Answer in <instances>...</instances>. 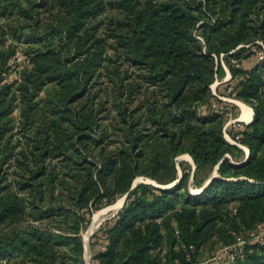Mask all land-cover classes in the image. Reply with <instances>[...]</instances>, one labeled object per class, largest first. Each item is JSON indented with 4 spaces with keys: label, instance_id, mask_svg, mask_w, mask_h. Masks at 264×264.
<instances>
[{
    "label": "trees",
    "instance_id": "obj_1",
    "mask_svg": "<svg viewBox=\"0 0 264 264\" xmlns=\"http://www.w3.org/2000/svg\"><path fill=\"white\" fill-rule=\"evenodd\" d=\"M258 40L264 0H0V220H33L29 242L14 231L2 247L26 243L32 264H58L49 248L68 245L85 264L84 223L126 194L100 264H161L164 243L171 264H190L226 227L264 224V60L243 66ZM222 54L255 110L233 132L240 144L221 113L200 109L226 74ZM183 153L196 168L182 165L178 183L134 186L140 174L176 181ZM218 264H264V236Z\"/></svg>",
    "mask_w": 264,
    "mask_h": 264
},
{
    "label": "rangeland",
    "instance_id": "obj_2",
    "mask_svg": "<svg viewBox=\"0 0 264 264\" xmlns=\"http://www.w3.org/2000/svg\"><path fill=\"white\" fill-rule=\"evenodd\" d=\"M258 41L264 45V42L262 40H258ZM257 48L258 47H256L255 45L252 46V49L254 51H256ZM224 57L225 54H222L220 57V62L225 67L226 74L224 76L216 75L215 82L211 85V89L214 94V97L208 101L203 102L200 106V109L206 113L212 112L214 110L221 113L226 119L224 126L226 138L231 143L235 142L237 144H240V142L233 136V132L236 133L243 130L247 124L253 121V120L247 121L241 118V114L243 112V107L241 105V102L247 103L249 106L252 107L253 110H254V106L249 102L241 100L234 94L237 86L236 85L237 80L233 78L232 72L228 66V63L225 61ZM24 60H25V54L21 49H19L14 56V71L12 70L10 72L9 78L16 77L18 71L23 68ZM259 60H264V48L262 50H258L256 54H253L249 58L245 59L243 66L246 68H250L253 65H255L256 62ZM232 63L238 66L240 62L238 59L233 58ZM18 113L19 112L16 111V114ZM187 154L189 153H183L177 157L180 168H182V165H187L195 168V163L192 162V159L189 158ZM136 179H138V184L143 182L150 183L154 186H157L158 184L160 186L157 187H162V188L171 187L175 185L174 184L175 181L171 183H160L157 180L145 174L138 175ZM191 189L194 193H198L201 190V186L199 184L192 183ZM124 196H119L116 199V201L108 205H105L100 209L114 205ZM123 205L117 209L110 208L108 212L103 214V220L89 238L90 253L88 252V255L85 249V255H84L85 264H100V260L97 258V256L102 251H105L107 249L109 242L106 231L109 225L113 224L115 217L117 216L118 212L121 210ZM86 209L87 208L81 211H85ZM100 209H95L93 215L91 217L88 216V218L90 217L88 223L87 222L84 223L85 225L79 233L80 237L83 239L85 243H86L85 233L92 223L95 212H97ZM32 222L33 220L30 218L28 213L22 214L17 218L14 216H9L6 218H2L0 220V264H32L33 263L30 257L31 255L35 256L36 252H32L31 251L32 247L28 246L26 243H23L20 247L16 249L12 247L11 248L2 247L3 244L8 246L10 243H12L11 240L13 239L14 231H18V235L20 236V238H24L25 241L29 242L32 239L31 238L32 236L28 232V227ZM71 223L73 222L70 220V223H64V225L69 228L72 227ZM67 232H69V230H67ZM231 233L235 235V241L231 242V244H227L225 242L224 237L227 234H231ZM263 236H264L263 223L252 231L243 230L242 233L232 232L231 229L229 230L226 227L224 234L217 233L209 242L203 245L199 253L196 254L197 260L195 261L192 260L193 255L191 253L187 254V258L188 260H190V264H218L223 261L232 259L237 252L241 251L242 247L248 241L253 242L259 239H263ZM52 250H54L52 253L56 251L58 257V262H57L58 264H81L80 262L81 258L77 255V253H75L76 251H74L72 247L68 245L66 246V245L56 244L54 248L53 247L49 248L48 253H50ZM168 250L169 247L166 243H164V249H161V247L159 246L153 250V252L157 254L156 256L158 257L159 263L171 264L170 259H168ZM175 264H181V263L179 261H176Z\"/></svg>",
    "mask_w": 264,
    "mask_h": 264
},
{
    "label": "bare ground",
    "instance_id": "obj_3",
    "mask_svg": "<svg viewBox=\"0 0 264 264\" xmlns=\"http://www.w3.org/2000/svg\"><path fill=\"white\" fill-rule=\"evenodd\" d=\"M241 105L243 107V112L241 114V118L244 119V120H247V121L253 120L255 112L252 109V107L249 106L245 102H241ZM187 156L192 159V156L190 154H187ZM124 202H125V196L122 197L114 205H112L110 207H106V208L100 209L97 212H95V214L93 216L92 223H91V225L89 226V228L87 229V231L85 233L86 246H87V255H88V252H89V238L92 235V233L96 230V228L99 226V224L101 223V221L103 220V214L106 213V212H108V210L110 208H116L117 209V208L121 207Z\"/></svg>",
    "mask_w": 264,
    "mask_h": 264
},
{
    "label": "water",
    "instance_id": "obj_4",
    "mask_svg": "<svg viewBox=\"0 0 264 264\" xmlns=\"http://www.w3.org/2000/svg\"><path fill=\"white\" fill-rule=\"evenodd\" d=\"M255 115V114H254ZM235 143V142H233ZM247 152H248V155L250 153V150L249 148H247ZM192 162H194V159L192 157ZM220 164L216 167V169L212 172V174L210 175V177L208 178V180L206 181L205 185L208 184L214 177H216L218 175V168H219ZM195 168H196V165H195ZM183 177V172H182V169L180 168V177L174 182V184L178 183L180 181V179ZM138 184V179L135 180V183H134V186H136ZM157 186H160L157 184ZM127 195H125V200L127 198ZM125 203V202H124ZM85 249H86V253H87V247H86V243H85Z\"/></svg>",
    "mask_w": 264,
    "mask_h": 264
}]
</instances>
